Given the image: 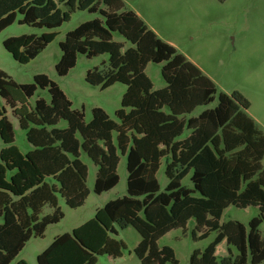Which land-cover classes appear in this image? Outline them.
<instances>
[{"label":"trees","instance_id":"obj_1","mask_svg":"<svg viewBox=\"0 0 264 264\" xmlns=\"http://www.w3.org/2000/svg\"><path fill=\"white\" fill-rule=\"evenodd\" d=\"M67 10L62 11L58 6ZM75 10L99 13L66 34L60 43L56 74L64 77L75 66L77 55L88 59L107 55L105 70L87 72L86 82L102 90L119 83L126 87L119 124L99 109L84 123V114L73 110L59 87L45 75L33 84L19 85L0 71V264H11L26 243L42 238L48 226L58 224L63 213L57 197L70 209L82 207L88 197V169L84 153L96 166L93 192L101 195L117 186L119 154L126 156V196L108 202L94 217L70 234L57 237L39 256L37 264H96L97 256H123L125 246L115 241V227H132L141 237L134 254L141 264H177L169 247L157 242L190 220L205 239L216 233L190 264H263L264 236V134L248 116V101L239 93H219L217 105L197 117L189 116L214 101L215 84L195 65L162 41L122 0H0V32L17 15L20 25L55 30ZM114 35L124 42L114 41ZM57 36L23 35L8 38L4 49L19 64L35 59ZM125 43L129 47L125 49ZM149 63L163 64V89L153 91L145 75ZM47 90L50 102L28 100ZM8 110L25 133L30 150L14 146V127ZM65 121V129L57 128ZM185 131L188 136L182 139ZM115 134V139L113 138ZM165 159L168 184L164 192L156 178ZM191 173L193 189L181 181ZM52 214L40 217L44 206ZM230 206L256 208L259 215L247 225L237 221L220 224ZM225 243L226 256L216 261L217 247ZM232 249L236 251L234 256ZM17 264H25L21 261Z\"/></svg>","mask_w":264,"mask_h":264},{"label":"rangeland","instance_id":"obj_2","mask_svg":"<svg viewBox=\"0 0 264 264\" xmlns=\"http://www.w3.org/2000/svg\"><path fill=\"white\" fill-rule=\"evenodd\" d=\"M125 2L128 9L139 14L144 23L155 29L162 41L184 55L215 84L218 93L214 101L206 107L197 108L189 118L197 117L204 110L215 108L219 93L231 96L237 92L248 101L247 114L264 134V0H125ZM59 6L62 11L67 10L63 5ZM21 18L17 15L15 22L0 32V71L19 85L33 84L35 76L45 75L65 94L73 110L83 112L85 124L92 120V110L96 108L103 110L109 119L119 124L115 112L121 108L126 87L116 83L102 90L100 87L89 85L85 80L87 72L106 69L107 55L92 59L77 55L75 66L66 76L59 77L55 71L61 57L59 45L65 40L66 34L82 23L94 19L102 20L99 13L75 10L70 14L69 20L55 30L20 25ZM51 32L57 33L55 39L35 59L25 65L16 62L3 47V42L8 38L23 35L39 37ZM114 41L124 42L118 35H114ZM128 47L129 44L125 43V49ZM162 67L163 64L149 63L145 69V75L153 85V91L166 86L161 75ZM38 99L49 103L48 91L38 89L28 100L29 106L34 107ZM2 105L4 106V102L0 98V107ZM8 117L14 126V146L22 154H26L30 148L25 133L19 129L18 122L12 117L10 110ZM66 127L65 121H60L57 125L59 129ZM187 136L188 131H185L182 139ZM113 138L115 139V134ZM4 147L5 145L0 142V151ZM80 160L88 169L86 189L89 194L84 205L78 209H70L64 199L57 197L63 219L58 224L48 226L42 238L29 240L11 264L21 261L25 264H37V256L57 237L70 234L72 230L91 220L96 211L108 202L126 196L125 155L119 154L117 186L101 195L93 192L96 166L84 153L81 154ZM165 167V159H162L156 174L160 192H164L168 184ZM190 177L191 173L181 181V185L186 189H193ZM51 214L52 209L46 205L40 217ZM258 215L256 208L242 210L230 206L223 212L220 224L237 221L247 225ZM115 231L116 234L110 235V238L124 244L123 256L118 259L106 255L97 256L96 264H141L134 254V249L141 241L140 235L132 227L125 230L115 227ZM260 231L264 236V224L261 225ZM193 233L196 237L200 235L196 230L195 221L190 220L185 228L172 230L159 239L157 246L159 249L171 248L177 264H190L191 255L196 251L202 253L216 237V233H210L205 239H194ZM231 251L234 256L237 254L234 249ZM226 255V245L223 244L216 255L217 263Z\"/></svg>","mask_w":264,"mask_h":264},{"label":"crops","instance_id":"obj_3","mask_svg":"<svg viewBox=\"0 0 264 264\" xmlns=\"http://www.w3.org/2000/svg\"><path fill=\"white\" fill-rule=\"evenodd\" d=\"M123 1V3L124 4H126V2H125V0H122ZM59 8H60V6H58ZM136 13V12H135ZM137 14V13H136ZM138 16H139V14H137ZM146 24V23H145ZM147 26H148V28L150 29V30H152L156 35H157V32L155 31V29L154 28H152V27H150L148 24H146ZM158 36V35H157ZM13 124V123H12ZM14 127V126H13ZM225 245V243L223 242L222 244H220L218 247H217V249H216V255H217V253H218V250L221 248V246L222 245Z\"/></svg>","mask_w":264,"mask_h":264}]
</instances>
